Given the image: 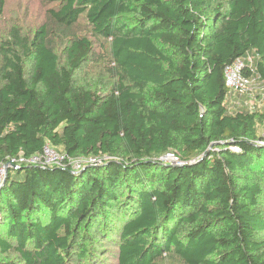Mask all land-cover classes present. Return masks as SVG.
Returning a JSON list of instances; mask_svg holds the SVG:
<instances>
[{"label": "trees", "instance_id": "trees-1", "mask_svg": "<svg viewBox=\"0 0 264 264\" xmlns=\"http://www.w3.org/2000/svg\"><path fill=\"white\" fill-rule=\"evenodd\" d=\"M43 2L0 37V163L103 164L10 167L0 264H264V107L225 80L264 84V0Z\"/></svg>", "mask_w": 264, "mask_h": 264}, {"label": "built area", "instance_id": "built-area-1", "mask_svg": "<svg viewBox=\"0 0 264 264\" xmlns=\"http://www.w3.org/2000/svg\"><path fill=\"white\" fill-rule=\"evenodd\" d=\"M253 56L239 57L225 68L226 85L235 93L252 95L254 91L255 80L245 75V70L249 67L253 68ZM259 146L264 147V129L261 137L256 141ZM233 150H238L237 147H232ZM171 160H168V159ZM168 162L179 163L178 159L173 154H168L163 158ZM173 159V161H172ZM34 164L42 167L58 166L67 168L70 166L73 171L78 172L88 165L103 164V159L99 157L79 158L76 160L71 159L67 154L56 150L50 144H46L41 153L35 154L30 158H13L8 162L0 163V189L4 185L7 167L20 168L21 165Z\"/></svg>", "mask_w": 264, "mask_h": 264}, {"label": "rangeland", "instance_id": "rangeland-1", "mask_svg": "<svg viewBox=\"0 0 264 264\" xmlns=\"http://www.w3.org/2000/svg\"><path fill=\"white\" fill-rule=\"evenodd\" d=\"M50 6L55 4L45 5L43 0H8L6 11L3 19L0 22V37L7 35L9 28L12 25L18 24L22 26L25 31L34 30L38 25L46 19V10ZM85 28H88L86 24H83ZM105 65V62H104ZM255 89L251 96L258 95L256 98H250L248 104L253 108L255 105L257 108L264 107V84H254ZM258 87V89H256ZM235 102L240 101L238 95L234 94ZM232 99L228 98L226 105L230 106ZM264 126L261 127L260 134H262ZM168 160H171L170 158ZM173 161V159H172Z\"/></svg>", "mask_w": 264, "mask_h": 264}, {"label": "water", "instance_id": "water-1", "mask_svg": "<svg viewBox=\"0 0 264 264\" xmlns=\"http://www.w3.org/2000/svg\"><path fill=\"white\" fill-rule=\"evenodd\" d=\"M256 145H258L257 143H256ZM85 169V168H84ZM8 171H9V166L7 167V175H6V179H5V182H4V184L6 183V181H7V177H8ZM2 188V187H1Z\"/></svg>", "mask_w": 264, "mask_h": 264}]
</instances>
